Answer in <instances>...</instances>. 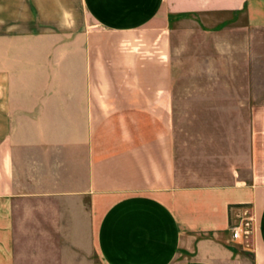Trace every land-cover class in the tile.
Listing matches in <instances>:
<instances>
[{"label": "crops", "instance_id": "crops-1", "mask_svg": "<svg viewBox=\"0 0 264 264\" xmlns=\"http://www.w3.org/2000/svg\"><path fill=\"white\" fill-rule=\"evenodd\" d=\"M240 15L264 27V0H0V264H243L249 205L264 264V126L251 181L177 166L176 25Z\"/></svg>", "mask_w": 264, "mask_h": 264}, {"label": "rangeland", "instance_id": "rangeland-1", "mask_svg": "<svg viewBox=\"0 0 264 264\" xmlns=\"http://www.w3.org/2000/svg\"><path fill=\"white\" fill-rule=\"evenodd\" d=\"M242 16L221 33L200 28L199 18L176 25V151L185 185H229L236 177L251 181L256 131L264 126L254 123L261 112L264 118V27L246 28ZM258 220L251 205L234 213L231 225H243L246 232L241 240L231 238L243 264L254 260Z\"/></svg>", "mask_w": 264, "mask_h": 264}, {"label": "built area", "instance_id": "built-area-1", "mask_svg": "<svg viewBox=\"0 0 264 264\" xmlns=\"http://www.w3.org/2000/svg\"><path fill=\"white\" fill-rule=\"evenodd\" d=\"M240 218V216H239ZM231 232V238L232 240H241L244 236L245 232V227L240 224H234V226L231 227L230 229Z\"/></svg>", "mask_w": 264, "mask_h": 264}]
</instances>
